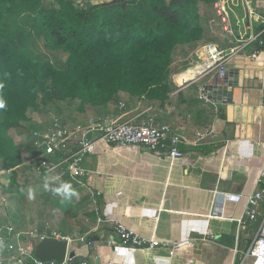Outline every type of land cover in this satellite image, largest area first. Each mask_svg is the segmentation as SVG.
I'll use <instances>...</instances> for the list:
<instances>
[{
    "label": "crops",
    "instance_id": "crops-1",
    "mask_svg": "<svg viewBox=\"0 0 264 264\" xmlns=\"http://www.w3.org/2000/svg\"><path fill=\"white\" fill-rule=\"evenodd\" d=\"M228 2L236 36L245 40L262 32L264 0ZM248 9L252 12L250 18ZM214 18L213 8L205 10L202 39L175 48L165 101L133 99L120 93L100 107L86 106L80 111L78 107L74 110L66 106L61 111L63 122L69 127L90 120L126 122L142 113L143 117L154 116L157 123L167 124L186 136L188 143L178 146L182 158L171 160L166 151L156 153L137 145L114 146L97 141L94 151L85 155L82 163L85 184L95 195L91 198L87 190L72 185L78 196L71 202H62L28 176L27 180L33 183L20 184L24 192L16 193L17 201L12 200L7 210L12 217L18 216L15 227L33 228L19 223L28 221L36 211L31 210L32 205L39 206L42 201L49 216L60 215V219L55 218L56 223H48L53 230L63 236L78 233L91 241V245L74 243L68 248L75 253L74 263L237 264L263 222L264 201L262 214L244 231L238 229L236 222L244 201L226 203L221 217L213 218L211 213L215 194H250L264 165V50L255 61L249 60L254 43H226L220 38L218 27L211 30ZM206 44L216 45L224 52L219 63L224 68L239 70L229 104L212 100L207 90L208 102L198 97L199 89L210 86L217 74V67L209 68L211 64L203 53ZM219 98L222 100L223 95ZM119 102L123 103L122 108ZM31 113L28 122L14 130L17 135L27 136V142L18 143L23 162L26 158L34 160L41 153L32 145L31 132L44 130L54 117L41 118L37 116L40 111ZM17 173L19 176L18 170ZM30 187L37 189L34 198L28 195ZM98 218L102 220L99 224ZM111 221L142 237L180 245L173 256L163 247L123 245ZM206 232L215 240H204ZM187 239L193 242H186ZM2 254H6L3 247Z\"/></svg>",
    "mask_w": 264,
    "mask_h": 264
},
{
    "label": "trees",
    "instance_id": "trees-1",
    "mask_svg": "<svg viewBox=\"0 0 264 264\" xmlns=\"http://www.w3.org/2000/svg\"><path fill=\"white\" fill-rule=\"evenodd\" d=\"M212 3L114 0L85 10L72 0H0V79L8 101L0 113V171H10L4 193L21 191L23 154L11 131L28 122L30 111L73 101L83 111L120 93L165 101L174 50L202 39V15Z\"/></svg>",
    "mask_w": 264,
    "mask_h": 264
},
{
    "label": "built area",
    "instance_id": "built-area-1",
    "mask_svg": "<svg viewBox=\"0 0 264 264\" xmlns=\"http://www.w3.org/2000/svg\"><path fill=\"white\" fill-rule=\"evenodd\" d=\"M212 8L215 18L211 21V30L215 31V27H218L219 36L227 41L226 43H238L247 46L259 42V45L264 46V40L259 41L264 29L259 34H251L245 40L235 35L227 0H213ZM248 15L249 18L252 15L249 9ZM261 24L264 25V21ZM202 49L207 63L211 64V66L208 65L209 68L217 67V73L222 71L224 67L219 63L224 52L212 44H206ZM261 51L263 50L254 49L248 59L255 61ZM198 94L200 100L208 102L205 87H201ZM262 106L264 107V103ZM119 107H123L122 102H119ZM61 122L60 119L55 118L44 130H34L31 133L33 145L38 149L41 148L40 155L34 160L38 161V165L32 168L35 176L33 179L41 185L46 175L60 174L62 180L87 190L91 198L95 194L85 184L83 177L86 171L82 163L85 155L94 151V145L97 141H105L114 146L137 145L156 153L166 151L171 160L182 158L183 154L179 151L178 146L188 143L186 136L177 132L173 127L157 123L154 116L143 117V113L126 122L90 120L87 124H78L73 127ZM88 134L91 135L89 140L86 138ZM49 193L53 196L51 192ZM215 195L213 212L211 213L213 218L222 216L226 203L237 204L244 201L243 211L236 222L238 229L246 230L248 224L254 222L262 214L260 208L264 201V165L256 179L254 190L250 194L246 196L231 193ZM6 196V194H0V211H5L8 208L9 201H7ZM101 221L98 218L97 223L99 224ZM111 222L114 225L115 235L123 245L149 249L163 247L169 250L170 256L174 255L175 249L180 245L179 242L157 240L154 237L145 238L128 230L116 221ZM206 236L204 240H215L208 232H206ZM45 240L66 241L68 248L76 241L81 244H92L85 237L76 238L75 234L63 236L48 224H45L43 229L36 227L20 229L15 227L13 223H3L0 224V244L5 248L6 254L0 255V264H96L88 261L74 263V258L67 256L63 262H58L55 259L41 261L35 257L34 251L36 246ZM186 242L193 241L187 239ZM107 264L113 263L109 261ZM237 264H264V219L255 238Z\"/></svg>",
    "mask_w": 264,
    "mask_h": 264
},
{
    "label": "rangeland",
    "instance_id": "rangeland-1",
    "mask_svg": "<svg viewBox=\"0 0 264 264\" xmlns=\"http://www.w3.org/2000/svg\"><path fill=\"white\" fill-rule=\"evenodd\" d=\"M73 1H74V3H76L78 5V2L76 0H73ZM228 1L229 0H227V6H229V2ZM36 35H38L37 37H39L38 39L35 38V40H36V48L37 49H35V48H33V49L34 50H38V52H39L42 49V47H41V45H42V38H41V36H40L39 33H37ZM30 50L33 51L32 48ZM66 106L71 107V108H73L75 110L76 107H78V101L66 102V103H64V102L59 103V107L58 108H48V107L42 106L41 109H40V113H37V112L36 113H37V116L39 115V117H41V118L42 117L43 118H49L50 116L54 115L53 118L51 117L52 120H54L55 118H58V119H60L62 121L61 123L65 124L63 122V116H62L61 111H63V109L66 108ZM31 112L32 111H30L29 113H31ZM31 114H33V113H31ZM64 114H65V112H63V115ZM11 135H12V137L14 138V140H15V142L17 144L18 143H25V142H27V136L26 135H23V136L22 135H19V134L17 135L14 131H11ZM39 150L41 151V148ZM28 159L29 158H26L24 160V162H23L24 164L22 163L17 168V170L19 172L18 184L19 185L20 184H23L22 186H25L26 185V181H28L27 180V177L28 176H29V178L32 177V181H33V178L35 176L33 174L32 168L38 165V161H34L35 159L34 160H30V161ZM9 175H10V171L9 170H1L0 171V194H5L4 193V190L8 186ZM32 181L30 179L28 182L29 183H33ZM21 188H23V187H21ZM22 192H24V191H22ZM17 194L15 192H12L10 194H6L7 195L6 198L8 199L7 201H9V204L11 203L12 200L17 201V199H18V195ZM8 207H9V205H8ZM35 208H36V211H35V213L32 212V217H30V219L28 221H24L25 222L24 224L22 222H20L19 223L20 225L29 226V227L32 226V227H36L38 229H43V227H42L43 225L48 224V223L51 224V222L52 223H56V220L60 219V215L59 214H57V216L56 215L49 216L48 213L46 212L47 209H45L42 201L40 202V205L39 206H36L35 207L34 205H32L31 210L34 211ZM7 210H8V208H7ZM7 210H5V211H2L1 210L0 211V215L2 217V221H0V224L2 225L3 223H13V224L14 223H17L15 220L18 218V216L14 215V217H12V214L9 211H7ZM55 218H57V219L55 220ZM58 222L59 221H57V223ZM73 234L76 235V238L85 237V236H81L78 233H73ZM74 243H79V242L76 241V242H73L72 244H74ZM237 263H239V261Z\"/></svg>",
    "mask_w": 264,
    "mask_h": 264
},
{
    "label": "water",
    "instance_id": "water-1",
    "mask_svg": "<svg viewBox=\"0 0 264 264\" xmlns=\"http://www.w3.org/2000/svg\"><path fill=\"white\" fill-rule=\"evenodd\" d=\"M73 1V0H72ZM80 8L88 10L91 6L111 3L114 0H76ZM74 2V1H73ZM237 69L223 68L214 77V80L210 86L206 88L209 97L215 101H221L222 103H231V88L237 86L238 81ZM222 94L223 98H219ZM88 140L91 135L86 137ZM35 257L41 261H49L52 259L58 262H63L65 256L68 258H74L75 253L68 250L66 241L45 240L39 243L35 248Z\"/></svg>",
    "mask_w": 264,
    "mask_h": 264
},
{
    "label": "clouds",
    "instance_id": "clouds-1",
    "mask_svg": "<svg viewBox=\"0 0 264 264\" xmlns=\"http://www.w3.org/2000/svg\"><path fill=\"white\" fill-rule=\"evenodd\" d=\"M8 74L5 73V77ZM5 83L3 79H0V113H3L8 108V101L4 95ZM43 190L46 192H51L53 196L59 197L62 202H71L73 197L78 196V192L72 186L69 181H64L60 174H49L43 179L42 184ZM36 188H29L28 195L30 198H34L36 194ZM2 248V244H0Z\"/></svg>",
    "mask_w": 264,
    "mask_h": 264
}]
</instances>
